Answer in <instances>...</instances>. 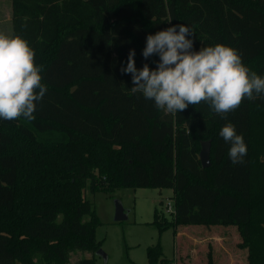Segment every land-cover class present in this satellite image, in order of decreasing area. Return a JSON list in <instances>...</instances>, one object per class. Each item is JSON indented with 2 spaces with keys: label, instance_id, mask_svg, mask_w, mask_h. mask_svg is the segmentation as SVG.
Instances as JSON below:
<instances>
[{
  "label": "trees",
  "instance_id": "1",
  "mask_svg": "<svg viewBox=\"0 0 264 264\" xmlns=\"http://www.w3.org/2000/svg\"><path fill=\"white\" fill-rule=\"evenodd\" d=\"M12 10V36L35 51L47 93L34 120L0 119V264H69L76 251L94 255L76 264H96L101 221L86 192L124 188L173 191L172 217L154 211L160 236L234 226L248 264H264V95L226 118L204 102L172 115L121 73L130 50L138 70H154L159 57L142 56L146 37L183 24L194 51L231 47L264 77V0H12ZM229 122L247 145L243 164L219 135ZM146 256L179 264L160 240Z\"/></svg>",
  "mask_w": 264,
  "mask_h": 264
},
{
  "label": "clouds",
  "instance_id": "2",
  "mask_svg": "<svg viewBox=\"0 0 264 264\" xmlns=\"http://www.w3.org/2000/svg\"><path fill=\"white\" fill-rule=\"evenodd\" d=\"M193 33L183 24L168 27L146 37L142 56H158L156 68L135 66V50H130L122 74H131L133 93L154 101L157 109L176 115L189 105L207 103L212 112L226 118L245 99L255 101L264 95V77L242 62L236 49L217 44L193 50ZM42 67L35 62V51L20 35L0 33V119H35L36 105L47 93L42 83ZM219 135L230 144L233 164H243L247 145L232 123Z\"/></svg>",
  "mask_w": 264,
  "mask_h": 264
},
{
  "label": "rangeland",
  "instance_id": "3",
  "mask_svg": "<svg viewBox=\"0 0 264 264\" xmlns=\"http://www.w3.org/2000/svg\"><path fill=\"white\" fill-rule=\"evenodd\" d=\"M12 13V0H0V33L12 36ZM86 197L101 221L96 228V240L102 242L101 249L107 255V260L95 255L96 264H149L146 250L158 240L162 244L164 257L172 260L178 255L179 264H207L210 249L214 264H248V252L238 247L241 237L234 226H199L197 229L202 235L199 239L203 243L197 242L194 247L188 242L189 237L185 236L189 234H184L181 237L183 240L176 239L173 229H169L160 236L153 225L154 211L158 209L162 216L168 219L172 217L167 210L168 204L174 205L171 189L124 188L112 192L97 191L95 194L87 191ZM117 202L121 203L127 219L116 220ZM180 231L194 230L183 227ZM215 233L220 239L214 237ZM206 237L215 238L218 242L203 240ZM93 256L91 252L76 251L72 253L69 264Z\"/></svg>",
  "mask_w": 264,
  "mask_h": 264
},
{
  "label": "water",
  "instance_id": "4",
  "mask_svg": "<svg viewBox=\"0 0 264 264\" xmlns=\"http://www.w3.org/2000/svg\"><path fill=\"white\" fill-rule=\"evenodd\" d=\"M210 151H211V141H204L201 144V151L199 154L201 164L204 168H207L211 165L210 162ZM127 219V215L124 212V209L120 202L116 203V220L121 221ZM97 255L103 257L105 260H107L106 253L103 252L102 249H99L96 253Z\"/></svg>",
  "mask_w": 264,
  "mask_h": 264
},
{
  "label": "crops",
  "instance_id": "5",
  "mask_svg": "<svg viewBox=\"0 0 264 264\" xmlns=\"http://www.w3.org/2000/svg\"><path fill=\"white\" fill-rule=\"evenodd\" d=\"M128 217V216H127ZM186 228H192V230H194V231H192V232H187V231H180V229L181 228H179L178 229V231H177V233H176V239H178V238H181L182 236H184V234H189V235H185V236H188L189 238H188V242L194 247L195 245L194 244H198L197 242H199V243H201L202 242V240H200L199 238L202 236L201 235V232L200 231H198V229L197 228H199V226H190V227H186ZM223 231V233L225 232L224 230H222ZM195 232V233H194ZM194 233V234H193ZM216 239H220L219 238V235H217L216 233H215V236H214ZM214 238V240H216ZM182 240H183V238H181ZM207 239H209V240H212V241H214L213 240V238H210V237H206V238H203V240H207ZM217 241V240H216ZM215 241V242H216ZM182 242V241H181ZM218 242V241H217ZM203 243V242H202ZM222 243H223V241H222ZM238 243V242H237ZM192 247V248H193ZM220 249H222V248H220ZM177 257H178V255L177 256H175V260H177ZM235 260V259H234Z\"/></svg>",
  "mask_w": 264,
  "mask_h": 264
},
{
  "label": "built area",
  "instance_id": "6",
  "mask_svg": "<svg viewBox=\"0 0 264 264\" xmlns=\"http://www.w3.org/2000/svg\"><path fill=\"white\" fill-rule=\"evenodd\" d=\"M167 210L170 214H174L175 213V209H174V206L168 204L167 206Z\"/></svg>",
  "mask_w": 264,
  "mask_h": 264
}]
</instances>
